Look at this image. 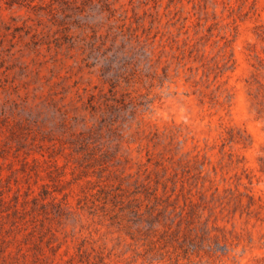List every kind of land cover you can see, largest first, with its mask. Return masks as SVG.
<instances>
[{"label":"rangeland","instance_id":"1","mask_svg":"<svg viewBox=\"0 0 264 264\" xmlns=\"http://www.w3.org/2000/svg\"><path fill=\"white\" fill-rule=\"evenodd\" d=\"M18 1L0 10V185L38 194L48 182L67 194L68 212L46 221L60 247L48 250V233L39 240L48 264H69L81 244L109 253L107 264H176L83 197L103 183L133 189L144 168L180 176L187 164L184 192L227 246L179 264H264V0ZM112 96L122 103L104 115ZM90 127L102 134L90 143L105 150L96 159L69 143ZM176 204L186 209L183 195ZM33 251L25 263L37 264Z\"/></svg>","mask_w":264,"mask_h":264},{"label":"trees","instance_id":"2","mask_svg":"<svg viewBox=\"0 0 264 264\" xmlns=\"http://www.w3.org/2000/svg\"><path fill=\"white\" fill-rule=\"evenodd\" d=\"M2 3H5L7 8H11L15 3L20 6L25 5L18 0H0V10ZM120 103L122 101L112 96L105 97L99 104L103 105L102 112L105 115L115 110ZM107 122L109 123L107 128L113 131L114 118L110 117ZM17 131L15 126L10 128L12 135L19 133ZM101 135V131L96 127L79 131L69 141L70 145H73L72 152L81 153L82 156L90 155L93 159L100 157L105 150L97 155L96 149L90 147V143ZM28 154L26 152L21 158L24 166L29 163ZM1 156L3 154L0 148ZM47 156L48 159L44 158V162L49 167L54 166L56 164L54 154L48 152ZM37 159L35 156L31 158L32 161ZM190 167L188 164L185 165L182 170L187 173L178 176L177 171L167 173L168 167L162 165L163 176H165L155 175L154 178L144 168L143 173L146 172L144 177L138 181L140 175L138 174L135 179L136 186L133 189H126L121 185L112 188L108 187L107 183H103L96 191H91L93 186H87L90 192L84 191L83 205L89 208L90 213L100 211L103 217L109 219L110 224L120 225L129 239L135 242L141 241V245H144L148 252L163 255L175 253L176 264H179L180 258L191 256L199 257V259L204 256L210 258L217 251L215 246L223 250L222 245L227 246V244L224 234L221 239L218 234V232L223 233V228L208 224V219L201 221L190 191L184 192V185L190 178ZM48 177L54 179L51 170L48 172ZM2 178L0 170V182ZM92 182L90 179L86 180L87 184ZM10 190V186L5 188L0 185V259L7 260L11 264H27L25 261L28 251L34 248L35 251L31 254L32 261L37 264H48V254L42 249L39 240L43 234L48 233V250L55 254L60 247L59 244H52V238L56 237L57 230L47 222L54 219L59 221L68 212L66 211L67 194L63 193L62 197L57 198L55 191L58 190L51 188L48 182L41 183L38 194H31L30 186L23 193L19 191V188L9 193ZM215 190H217L216 187ZM180 194L184 197L186 209L182 206L176 209ZM247 196L249 200L254 201L251 195ZM48 205H51L55 212H50ZM170 207H172L171 210H169ZM129 222L136 224L134 230L129 228ZM82 245L78 247L77 259L75 256L67 259L69 264L78 262L107 264L109 253H105L103 249L98 250L93 245H91V251H87L81 248ZM92 252L94 253L91 254Z\"/></svg>","mask_w":264,"mask_h":264}]
</instances>
